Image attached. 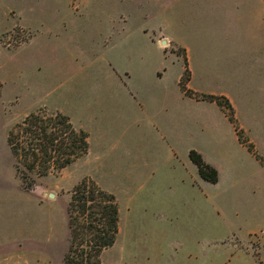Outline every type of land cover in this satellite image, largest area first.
<instances>
[{
	"label": "rangeland",
	"instance_id": "rangeland-1",
	"mask_svg": "<svg viewBox=\"0 0 264 264\" xmlns=\"http://www.w3.org/2000/svg\"><path fill=\"white\" fill-rule=\"evenodd\" d=\"M262 18L264 0H0V264L63 263L70 244L67 206L83 179L112 193L119 206L117 240L102 253V264L264 263V170L253 196L241 190L224 198L220 188L199 183L167 191L158 135L121 117L130 106L124 99L111 100L108 114L98 108L105 92H115L111 74L132 71L127 87L137 86L134 61L164 59L143 31L157 43L170 35L192 48L197 34L208 38L215 25ZM17 30L24 43L13 46ZM166 48L186 55L182 47ZM38 110L67 115L88 134L89 150L27 189L6 138ZM142 161L157 163L155 184L134 176ZM248 214L256 215V225L247 226ZM251 230L256 235L249 238Z\"/></svg>",
	"mask_w": 264,
	"mask_h": 264
},
{
	"label": "crops",
	"instance_id": "crops-1",
	"mask_svg": "<svg viewBox=\"0 0 264 264\" xmlns=\"http://www.w3.org/2000/svg\"><path fill=\"white\" fill-rule=\"evenodd\" d=\"M119 22L126 24L121 16ZM19 23L37 28L31 21L19 18ZM143 33L149 45L163 53L164 59L154 61L151 57H141L135 60L140 69L137 86L127 87L134 78L132 71L111 74L116 89L113 94L104 93L99 110L108 114L107 104L111 100L124 99L130 106L122 111L121 117L130 119L136 127L149 125L151 129L142 127V131L158 135L164 152L163 182L167 191L199 183L209 189L220 188L224 198H231L241 190H248L253 196L261 190L259 172L264 170V164L239 141L223 108L214 101L187 96L180 88V81L187 71V90L195 95L224 98L233 109L243 138L264 161V18L258 23L215 25L208 38L205 33L197 34L192 48L176 42L170 35L169 39L157 43L148 33ZM168 44L184 48L186 55L166 53ZM111 47L108 44L103 48ZM153 81L160 86L151 88ZM122 83L127 88L121 87ZM137 112L141 114L140 119ZM191 150L198 152L204 162L217 171L216 184L200 179L188 157ZM139 166L135 177L148 176V183L153 184L158 181L152 178L157 167L155 161H142ZM152 189H156V185ZM247 216V226L256 225V215ZM255 235L254 231H249V238ZM258 264L264 263L259 261Z\"/></svg>",
	"mask_w": 264,
	"mask_h": 264
},
{
	"label": "trees",
	"instance_id": "trees-1",
	"mask_svg": "<svg viewBox=\"0 0 264 264\" xmlns=\"http://www.w3.org/2000/svg\"><path fill=\"white\" fill-rule=\"evenodd\" d=\"M188 80L185 71L180 81L181 90L187 96L214 101L223 108L239 141L263 163L253 145L239 131L231 105L224 98L195 95L186 88ZM88 138L67 115L38 110L9 129L6 143L16 175L27 189H31L36 178L58 173L85 156L89 150ZM188 157L202 181L217 183V171L206 164L198 152L191 150ZM67 214L70 244L62 264H102V253L115 244L119 232V206L115 196L91 179H83L71 192Z\"/></svg>",
	"mask_w": 264,
	"mask_h": 264
},
{
	"label": "built area",
	"instance_id": "built-area-1",
	"mask_svg": "<svg viewBox=\"0 0 264 264\" xmlns=\"http://www.w3.org/2000/svg\"><path fill=\"white\" fill-rule=\"evenodd\" d=\"M15 37H16L17 40H15V42H13L14 43L13 46L19 45L20 43H24V41H23L24 34H23V31L22 30H19V31L17 30V32L15 34ZM9 46H11V45H9Z\"/></svg>",
	"mask_w": 264,
	"mask_h": 264
},
{
	"label": "water",
	"instance_id": "water-1",
	"mask_svg": "<svg viewBox=\"0 0 264 264\" xmlns=\"http://www.w3.org/2000/svg\"><path fill=\"white\" fill-rule=\"evenodd\" d=\"M163 43H165V42H163Z\"/></svg>",
	"mask_w": 264,
	"mask_h": 264
}]
</instances>
